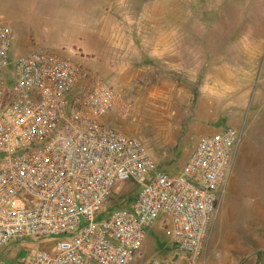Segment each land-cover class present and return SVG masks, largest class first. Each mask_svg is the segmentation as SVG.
<instances>
[{
	"label": "rangeland",
	"instance_id": "rangeland-1",
	"mask_svg": "<svg viewBox=\"0 0 264 264\" xmlns=\"http://www.w3.org/2000/svg\"><path fill=\"white\" fill-rule=\"evenodd\" d=\"M8 3L19 9L12 7L0 23L12 28V43L20 32L26 39L20 47L15 42V51L85 61L119 97L104 120L142 140L162 170H180L200 126L240 133L201 252L179 253L158 221L130 264H264V0ZM135 189L131 179L118 182L108 206L128 204ZM36 241L4 244L0 261H24L35 245L43 246Z\"/></svg>",
	"mask_w": 264,
	"mask_h": 264
},
{
	"label": "built area",
	"instance_id": "built-area-1",
	"mask_svg": "<svg viewBox=\"0 0 264 264\" xmlns=\"http://www.w3.org/2000/svg\"><path fill=\"white\" fill-rule=\"evenodd\" d=\"M12 34L0 23V247L42 242L18 264H130L160 221L179 253L199 254L240 133H204L177 173L164 171L142 140L104 120L119 97L97 71L54 51L15 54ZM127 179L128 204L108 206Z\"/></svg>",
	"mask_w": 264,
	"mask_h": 264
},
{
	"label": "crops",
	"instance_id": "crops-1",
	"mask_svg": "<svg viewBox=\"0 0 264 264\" xmlns=\"http://www.w3.org/2000/svg\"><path fill=\"white\" fill-rule=\"evenodd\" d=\"M12 5H10L9 3H8V0H0V17L1 16H4V14H6L5 16L7 17V19H8V11L9 10H11L12 9ZM18 7H13V9H17ZM19 9V8H18ZM21 9V8H20ZM4 16V17H5ZM13 15H11V18H9V20L10 21H12L13 20ZM14 19L15 20H17V21H20V19H19V17H14ZM20 32V31H19ZM26 42V39L22 36V34H21V32L20 33H18V36L17 35H15L14 37H13V43H12V51L15 53V54H20V52H18V48H17V51H15V49H16V45H14L15 44V42L18 44L19 43V46L18 47H20V44L22 43V42ZM203 115H204V113H203ZM213 116V113H212V115H211V117ZM199 134H198V137L200 136V135H202V134H204V133H209V132H213V131H211V127L210 126H204V127H199ZM197 141V140H196ZM263 234H264V231H263ZM262 239H263V243H264V236L262 237ZM261 249H263L264 250V244L262 245V247H261ZM242 264H246V262H244L243 261V263Z\"/></svg>",
	"mask_w": 264,
	"mask_h": 264
}]
</instances>
